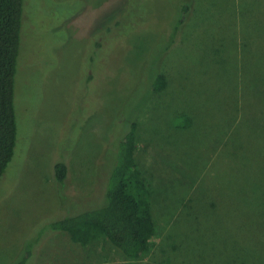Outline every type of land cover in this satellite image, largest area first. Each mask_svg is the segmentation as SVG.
<instances>
[{
	"label": "rangeland",
	"instance_id": "1",
	"mask_svg": "<svg viewBox=\"0 0 264 264\" xmlns=\"http://www.w3.org/2000/svg\"><path fill=\"white\" fill-rule=\"evenodd\" d=\"M24 9L21 138L0 182V264L61 211L55 155L68 163L64 188L101 195L110 134L134 118L156 225L149 251L129 260L102 239L80 246L44 232L32 264H264V0H25ZM151 65L163 90L142 81ZM181 113L189 127L175 126Z\"/></svg>",
	"mask_w": 264,
	"mask_h": 264
},
{
	"label": "trees",
	"instance_id": "2",
	"mask_svg": "<svg viewBox=\"0 0 264 264\" xmlns=\"http://www.w3.org/2000/svg\"><path fill=\"white\" fill-rule=\"evenodd\" d=\"M24 3L25 0H0V182L21 138L18 135L15 93L20 36L27 18ZM187 7H183V15L174 28H178L184 21ZM99 46L101 43L97 42ZM48 68L46 63L41 70ZM150 68V71L146 69L143 83H147L148 90L153 92L163 90L167 85L165 76L153 65ZM92 77L90 70L87 78L91 80ZM175 121L177 128L189 127L191 124V118L184 113L178 114ZM123 124L117 126L119 135L112 138L110 134L109 146L114 149V157L108 167L109 173L101 195L90 193L85 197L64 188L69 173L68 163L59 154L61 152H56L51 172L58 186L61 211L42 226L38 236H26L31 242L22 246L20 254L10 264H32L46 233L52 235L56 232L65 233L73 243L80 246L102 239L129 260H137L149 251L151 240L156 235L152 191L137 157V121L135 118L129 119L125 126ZM92 200L95 201L89 204Z\"/></svg>",
	"mask_w": 264,
	"mask_h": 264
}]
</instances>
